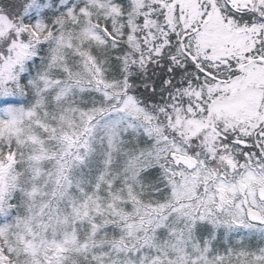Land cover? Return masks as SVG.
<instances>
[{"label":"snow or ice","instance_id":"obj_1","mask_svg":"<svg viewBox=\"0 0 264 264\" xmlns=\"http://www.w3.org/2000/svg\"><path fill=\"white\" fill-rule=\"evenodd\" d=\"M0 264H264V0H0Z\"/></svg>","mask_w":264,"mask_h":264}]
</instances>
